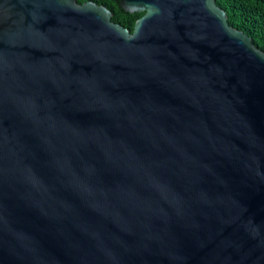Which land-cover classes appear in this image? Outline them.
Returning a JSON list of instances; mask_svg holds the SVG:
<instances>
[{"label": "water", "instance_id": "water-1", "mask_svg": "<svg viewBox=\"0 0 264 264\" xmlns=\"http://www.w3.org/2000/svg\"><path fill=\"white\" fill-rule=\"evenodd\" d=\"M120 1L0 0V264H264V50Z\"/></svg>", "mask_w": 264, "mask_h": 264}, {"label": "trees", "instance_id": "trees-1", "mask_svg": "<svg viewBox=\"0 0 264 264\" xmlns=\"http://www.w3.org/2000/svg\"><path fill=\"white\" fill-rule=\"evenodd\" d=\"M84 2L86 0H78ZM104 4L113 11L112 19L128 27L131 31L142 12L125 10L120 0H93ZM229 15V22L234 27L244 30L252 36L253 42L264 50V0H216Z\"/></svg>", "mask_w": 264, "mask_h": 264}]
</instances>
